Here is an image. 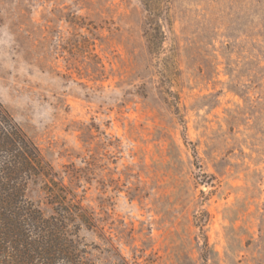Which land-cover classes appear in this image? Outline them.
<instances>
[{
	"label": "rangeland",
	"instance_id": "rangeland-1",
	"mask_svg": "<svg viewBox=\"0 0 264 264\" xmlns=\"http://www.w3.org/2000/svg\"><path fill=\"white\" fill-rule=\"evenodd\" d=\"M164 13L149 41L143 0H0V102L93 212L99 264H264V0Z\"/></svg>",
	"mask_w": 264,
	"mask_h": 264
},
{
	"label": "trees",
	"instance_id": "trees-1",
	"mask_svg": "<svg viewBox=\"0 0 264 264\" xmlns=\"http://www.w3.org/2000/svg\"><path fill=\"white\" fill-rule=\"evenodd\" d=\"M143 3L157 26L151 41L163 34L161 20L169 23L164 12L169 13L170 0ZM39 180L49 211L27 194L30 184ZM95 227L93 212L62 183L38 145L0 102V264H99L94 252L98 246L86 235Z\"/></svg>",
	"mask_w": 264,
	"mask_h": 264
}]
</instances>
